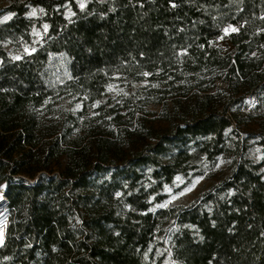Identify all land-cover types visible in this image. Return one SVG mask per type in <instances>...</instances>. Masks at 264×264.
<instances>
[{"label": "trees", "instance_id": "16d2710c", "mask_svg": "<svg viewBox=\"0 0 264 264\" xmlns=\"http://www.w3.org/2000/svg\"><path fill=\"white\" fill-rule=\"evenodd\" d=\"M1 184L0 264H264V0H7Z\"/></svg>", "mask_w": 264, "mask_h": 264}, {"label": "rangeland", "instance_id": "374dc122", "mask_svg": "<svg viewBox=\"0 0 264 264\" xmlns=\"http://www.w3.org/2000/svg\"><path fill=\"white\" fill-rule=\"evenodd\" d=\"M79 7L81 3L85 5V0H76ZM7 3V0H0V7L5 5ZM33 12L36 13L34 10ZM32 12V13H33ZM68 16L71 15V12L67 10ZM228 29L227 33L231 31V29H236V25L230 24L226 26L223 30L224 34H226L225 30ZM35 33L38 37L41 36L42 32L40 30H35ZM218 45L222 49L223 52H226L229 49L228 43L223 39L219 38L217 40ZM251 99H249L250 101ZM160 105L158 106H152V109L159 110ZM154 117V116H149ZM154 124V126H161L163 123L159 120H154L151 122ZM229 172V166L227 161L224 158H221L216 166L210 170H207L202 175L197 176H188V177H180L177 176L174 180V183L172 186H169L166 188V193L168 194L167 198L164 202L159 204L160 206H165L169 204H185L193 200L200 191L207 189L212 184H214L216 181L222 179L225 177ZM9 221V212L6 208V205L0 209V229L3 230V233L5 232L6 226Z\"/></svg>", "mask_w": 264, "mask_h": 264}, {"label": "bare ground", "instance_id": "6f19581e", "mask_svg": "<svg viewBox=\"0 0 264 264\" xmlns=\"http://www.w3.org/2000/svg\"><path fill=\"white\" fill-rule=\"evenodd\" d=\"M1 198L2 197H1V188H0V209L6 205L5 201L3 199H1ZM3 236H4L3 230L0 229V242L3 239Z\"/></svg>", "mask_w": 264, "mask_h": 264}, {"label": "water", "instance_id": "95a60500", "mask_svg": "<svg viewBox=\"0 0 264 264\" xmlns=\"http://www.w3.org/2000/svg\"><path fill=\"white\" fill-rule=\"evenodd\" d=\"M0 188H1V197H2L1 199H3L5 201V203H7L6 197L4 195L5 184H1ZM3 241H4V236H3L2 241L0 242V245L3 243Z\"/></svg>", "mask_w": 264, "mask_h": 264}, {"label": "snow or ice", "instance_id": "6c2138e0", "mask_svg": "<svg viewBox=\"0 0 264 264\" xmlns=\"http://www.w3.org/2000/svg\"><path fill=\"white\" fill-rule=\"evenodd\" d=\"M80 7L83 8L84 7V4L81 3ZM32 15H35V12H33ZM8 18L9 17H5V19H8ZM45 27H47V26H45ZM227 31H228V29L225 30L226 33H227ZM231 31H236V29H231Z\"/></svg>", "mask_w": 264, "mask_h": 264}, {"label": "built area", "instance_id": "2783aa9c", "mask_svg": "<svg viewBox=\"0 0 264 264\" xmlns=\"http://www.w3.org/2000/svg\"><path fill=\"white\" fill-rule=\"evenodd\" d=\"M251 100H252V99H251ZM251 100H250V101H251Z\"/></svg>", "mask_w": 264, "mask_h": 264}]
</instances>
